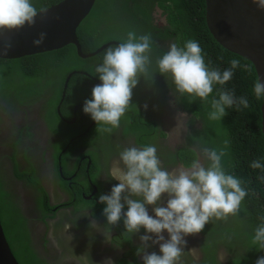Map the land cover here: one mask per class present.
<instances>
[{"label": "trees", "instance_id": "obj_1", "mask_svg": "<svg viewBox=\"0 0 264 264\" xmlns=\"http://www.w3.org/2000/svg\"><path fill=\"white\" fill-rule=\"evenodd\" d=\"M58 1L32 0V3L39 10ZM202 7V0H94L88 14L77 25L75 35L81 52L88 53L107 41L124 42L129 31H135L137 35L151 34L153 45L149 77H140L133 89L132 106L122 117L121 124L127 133L134 136L136 143L146 146L156 134L157 126L155 119L150 118L151 114L150 117L149 114L146 118L142 117L140 106L147 104L152 107L159 102L161 104L162 100L167 103L170 98V102L187 113L189 119L182 142L174 149L168 162H178L187 167L199 154L202 163L207 165L209 162L202 148L225 150L226 155L222 158L225 171L242 181L248 196L241 204L238 217H230L226 222L213 220L199 233V249L202 252L200 264H255L258 258L264 256V250H258L252 244L256 227L264 223V169L250 167L254 160L264 164V141L257 132L259 100L254 95L255 82L249 63L220 47L209 36L204 27ZM155 10L159 11L160 22L153 21L152 13ZM188 40L199 42L210 68L223 71L231 67L233 59L239 60L240 67L234 69L232 80L222 87L234 91L237 97L246 96L248 108L226 109L228 114L221 121L209 120L210 104L199 99L189 102V97L176 92L170 76L159 73L156 61L168 51L169 45L176 43L183 47ZM110 46L114 45H107L87 58L77 56L74 46L67 44L42 53L0 59V101L13 105L16 101L20 102L24 94H47L44 111L49 119L55 121L52 126L56 127V123L65 126L64 131L69 137L79 135L92 120L89 114L83 112L82 103L92 98V88L99 83L78 72L70 75L58 110L62 118L70 119L73 105L77 109L74 121L66 124L58 119L55 112L63 80L73 70L84 71L99 79L95 66L103 62L105 49ZM215 87L218 91L221 86ZM212 95H216L215 90ZM103 127L106 126L97 125L96 122L91 124L78 138H71L66 152L79 145H88L87 137L101 133ZM159 135H165L161 128ZM226 140L227 146L224 144ZM14 173L22 176L17 170ZM31 174L30 170L28 175ZM5 195L0 189V226L6 242L18 264H35L19 248L22 243L18 229L20 221L11 216ZM130 250L134 251L132 247ZM221 255L223 259L219 258ZM130 257L133 260L132 254ZM116 264L132 263L122 257Z\"/></svg>", "mask_w": 264, "mask_h": 264}, {"label": "clouds", "instance_id": "obj_2", "mask_svg": "<svg viewBox=\"0 0 264 264\" xmlns=\"http://www.w3.org/2000/svg\"><path fill=\"white\" fill-rule=\"evenodd\" d=\"M252 3L264 10V0ZM38 14L32 0H0V32L19 31L26 25L33 27ZM46 35L39 33L33 45H42ZM152 45L151 34L129 31L124 42L105 49L103 62L95 66L102 83L92 88V98L84 101L82 109L97 125L106 126L101 131L111 133L120 127L122 117L132 106L133 89L141 76L149 77ZM11 47V43L6 44L4 52ZM156 64L159 73L171 77L180 96L189 97V102L199 99L210 104L209 120L221 121L228 114L226 109L249 107L246 96L237 97L234 91L222 87L232 80L234 69L240 67L239 60L233 59L231 67L223 71L210 68L199 42L188 40L183 47L171 43ZM217 85L221 86L218 91ZM253 91L257 100L264 97V82L257 79ZM224 144L227 146L228 141ZM202 153L209 162L207 165L198 154L189 166L181 164L169 171L163 167L154 144L130 146L120 152L119 161L113 165L109 176L119 183L111 188L110 194L99 195V202L106 205L103 214L109 225H117L123 218L127 233L145 230L137 250L138 255L142 254L143 264H181L187 244L185 237L200 233L213 220L226 222L239 216L248 191L240 179L225 171L222 163L225 150L204 147ZM250 167L264 169V164L254 160ZM165 195L167 203L162 206ZM148 206H152L154 216L149 214ZM90 227H97L94 219ZM149 241L151 245H159L160 254L146 251L151 246ZM252 244L264 250V223L256 227ZM104 264L114 262L108 258ZM255 264H264V256Z\"/></svg>", "mask_w": 264, "mask_h": 264}, {"label": "flooded vegetation", "instance_id": "obj_3", "mask_svg": "<svg viewBox=\"0 0 264 264\" xmlns=\"http://www.w3.org/2000/svg\"><path fill=\"white\" fill-rule=\"evenodd\" d=\"M46 95L24 94L22 100L13 105L0 101V189L6 193L11 216L20 221L22 243L19 248L35 264H104L108 258L116 264L122 257L132 264H143L142 254L138 255L134 246L140 247V236L146 234L145 230L127 233L123 218L117 225H109L103 214L106 205L99 202V195L110 194L111 188L119 183L109 175L119 161L120 152L130 146H142L120 123L111 133L91 134L86 139L88 145L66 152L71 138H78L88 126L79 135H57L56 128L61 125L56 123L53 127L55 121L46 115ZM165 101L152 107L148 105L149 109L145 107L147 104L140 108L142 117L151 114L157 126L156 134L147 145L157 147L163 167L172 171L180 164L168 160L182 142L183 134L177 142L159 135V128L165 133L164 115L169 114L165 112L171 111ZM168 101L172 106L170 98ZM73 109L75 113L77 106L73 105L72 114ZM15 170L22 176H16ZM30 170L32 174L28 175ZM166 203L165 195L162 206ZM148 211L154 216L152 206H148ZM93 219L96 228L90 227ZM164 236L168 239L167 232ZM185 239L181 264H200L199 233L198 238ZM146 251L160 254L158 244Z\"/></svg>", "mask_w": 264, "mask_h": 264}, {"label": "water", "instance_id": "obj_4", "mask_svg": "<svg viewBox=\"0 0 264 264\" xmlns=\"http://www.w3.org/2000/svg\"><path fill=\"white\" fill-rule=\"evenodd\" d=\"M94 0H60L55 4L37 10L36 23L33 27L27 25L13 32H0V59H14L25 55L42 53L72 44L75 53L80 58L91 57L107 45H116L115 40L107 41L88 53H82L78 44L75 29L89 12ZM203 22L209 36L220 47L245 59L253 72L254 82L260 79L264 82V10H259L252 0H202ZM47 33L45 41L39 47L33 45V40L39 33ZM11 43L12 47L5 53L4 46ZM78 72L87 76L95 83H102L84 71L69 72L62 83L60 97L56 104V113L61 118L59 104L61 103L68 79ZM84 105V103H83ZM258 133L264 141V97L259 99ZM95 121L91 120L88 127ZM264 160V158H263ZM0 264H18L11 254L2 228L0 226Z\"/></svg>", "mask_w": 264, "mask_h": 264}, {"label": "rangeland", "instance_id": "obj_5", "mask_svg": "<svg viewBox=\"0 0 264 264\" xmlns=\"http://www.w3.org/2000/svg\"><path fill=\"white\" fill-rule=\"evenodd\" d=\"M152 17H153L154 22H160L161 21V16H159L158 10L153 11ZM29 94H34V93H29ZM43 94H41V95H43ZM35 95H37V94L35 93ZM167 105L171 109V111L165 112V113H169V114L164 115L165 121H166V129H165V135L164 136L167 137L168 140L172 139V140H175L177 142L178 139H181V136L184 132V126H186V123L188 122L189 115L187 113H185L184 111H182L180 108L178 109L176 107V105H174V103H172V106H170L169 101H167ZM14 114H16V113H14ZM65 128H66L65 126L57 127L56 129L59 133L57 135L60 136L62 133L66 134L64 131ZM1 157L2 156H0V160H1ZM187 237H191V238L195 239L196 237L198 238V234L189 235ZM187 237H185V238H187ZM165 239H167V238L165 237ZM220 254H221V252H220ZM219 258L223 259V256L221 255Z\"/></svg>", "mask_w": 264, "mask_h": 264}, {"label": "bare ground", "instance_id": "obj_6", "mask_svg": "<svg viewBox=\"0 0 264 264\" xmlns=\"http://www.w3.org/2000/svg\"><path fill=\"white\" fill-rule=\"evenodd\" d=\"M88 14V13H87ZM81 51V50H80ZM94 78V77H93ZM98 79V78H97ZM9 247V246H8ZM10 249V248H9ZM11 252V251H10ZM12 254V253H11ZM13 255V254H12ZM15 258V257H14ZM16 260V259H15ZM17 261V260H16ZM18 263V262H17Z\"/></svg>", "mask_w": 264, "mask_h": 264}]
</instances>
